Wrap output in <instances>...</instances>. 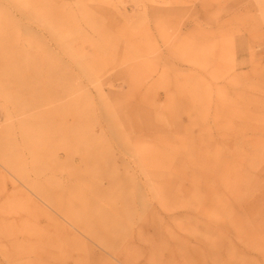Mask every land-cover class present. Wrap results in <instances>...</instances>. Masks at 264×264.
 Listing matches in <instances>:
<instances>
[{
  "label": "rangeland",
  "instance_id": "374dc122",
  "mask_svg": "<svg viewBox=\"0 0 264 264\" xmlns=\"http://www.w3.org/2000/svg\"><path fill=\"white\" fill-rule=\"evenodd\" d=\"M0 56V149L114 243L0 164V264H264V0H0Z\"/></svg>",
  "mask_w": 264,
  "mask_h": 264
},
{
  "label": "bare ground",
  "instance_id": "6f19581e",
  "mask_svg": "<svg viewBox=\"0 0 264 264\" xmlns=\"http://www.w3.org/2000/svg\"><path fill=\"white\" fill-rule=\"evenodd\" d=\"M235 46V45H234ZM168 50H170V47H168ZM223 50V48H222ZM226 50V48L224 49ZM204 53H207L209 54L210 53V50L209 49H205V52ZM3 56H0V58H2ZM18 61H13V60H10L8 63V65L10 66L9 67H6L4 68L3 70H5L2 75L4 76H10L11 73L13 74H18L20 72V69H18V66L15 64L17 63ZM48 83H49V80L51 79V76L50 74H48ZM29 78V79H28ZM32 80V76H24L23 77V81L24 82H28L30 83V81ZM1 83V82H0ZM20 87V86H19ZM23 88V87H22ZM21 88V89H22ZM26 89V88H25ZM1 90H2V87H1ZM3 90L5 91V88L3 87ZM48 90V84H46L45 86V91ZM30 105H33L36 106L34 103H35V100L32 102L30 100ZM36 104H39V103H36ZM29 106V105H27ZM42 120H46L47 117L45 116H42ZM40 119V118H39ZM72 131V130H70ZM63 135L62 136H67L68 134V131H62ZM55 134H60V132H57ZM74 140H76L75 138V135H73V133H71ZM70 134V135H71ZM55 139V137H54ZM89 157V155H88ZM91 157V155H90ZM0 164L1 166H3L15 179L16 182H20L21 184H23V186L28 190V191H31V193L33 192V194L36 196V197H39L41 198V201L43 203H45L48 207H53L55 209V213L54 214H58L57 211H59L60 213H62V215L65 216V218H67V220L61 216L60 214H58L57 216H60L66 223H68L72 229H73V232H77L78 234L80 235H83L87 238H91L93 240H95L96 242H98L99 245H102L105 247V249L109 250L111 249V247L114 246V243L108 238V236H106V234H103V235H100V233H98L96 230H94L93 227H91L89 224L88 225H80L77 223L76 221V217L74 218L72 215H66L59 206L56 205V202L55 204L47 197H45L44 195V191L43 188L39 187L38 185H35V184H32V183H29V182H25L23 181V179H25V174L23 172V169H22V166L17 163L19 160L18 157H13V158H10L9 156H7L3 150V147H2V150L0 149ZM17 161V162H16ZM18 164V165H16ZM23 178V179H22ZM54 205V206H53ZM79 241L82 243V240L79 239ZM85 248V246H83ZM118 262H120L121 264H124L123 262H121L119 259H117Z\"/></svg>",
  "mask_w": 264,
  "mask_h": 264
}]
</instances>
